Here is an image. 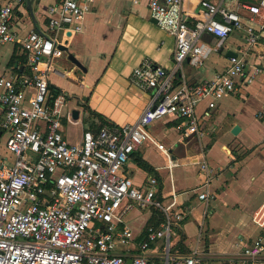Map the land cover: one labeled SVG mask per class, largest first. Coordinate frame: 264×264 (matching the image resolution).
I'll return each instance as SVG.
<instances>
[{"label": "built area", "instance_id": "2783aa9c", "mask_svg": "<svg viewBox=\"0 0 264 264\" xmlns=\"http://www.w3.org/2000/svg\"><path fill=\"white\" fill-rule=\"evenodd\" d=\"M222 1L201 0L198 19L188 26L183 0H146L150 18L175 40L173 67L165 70L143 60L131 71L129 82L140 90H152L153 96L137 121L103 126L96 133L85 130L77 144H69L62 134L63 118L72 119L65 113V95L51 96L48 72L51 60L62 55L57 46L68 38L67 32H80V22L94 0H60L49 6L47 35L37 30L18 34L11 27L13 6L0 5V48L8 44L19 48L29 70V75L17 80L0 78V134L13 157L12 163L0 164V264H203L195 252L182 256L176 252L175 245L182 239L180 225L186 218L176 192L172 190L163 202L157 197L156 177L137 187L120 173L131 154L146 143L171 163L169 150L150 134L152 123L180 119L181 137L196 138L202 134L195 115L198 103L207 99L213 109L259 75V68L246 73L244 67L248 52L264 39V0L241 6L247 12L246 21ZM22 2L15 0V5ZM240 31L245 34V46L228 59L223 71L195 85L184 82L180 72L185 60L202 67L216 51L204 45L203 35L221 43ZM259 117H264V106ZM200 171L204 180L193 192L206 200L205 164ZM134 209L160 214L137 246L125 223ZM251 223L260 233L226 264L261 262L264 205L252 212ZM149 251L159 259L148 258Z\"/></svg>", "mask_w": 264, "mask_h": 264}, {"label": "crops", "instance_id": "0c3cea01", "mask_svg": "<svg viewBox=\"0 0 264 264\" xmlns=\"http://www.w3.org/2000/svg\"><path fill=\"white\" fill-rule=\"evenodd\" d=\"M60 0H34L31 12L26 0L15 5V0H0V5L11 4L12 29L20 35L37 30L46 31V10ZM201 0H183V19L193 26L198 19ZM221 3V0H205ZM259 0H223L222 5L237 10L246 21L247 12L242 5ZM80 32L69 34L67 53L52 59L48 72L51 96L62 92L66 97V112L78 110L76 121L62 120V134L69 144H77L83 131L98 126L95 113L114 126L133 124L151 101L152 90H140L129 82L131 71L145 59L155 66L169 70L173 67L175 40L161 30L150 18L146 0H94L91 9L80 22ZM202 42L211 52L202 67L182 63L180 72L184 82L195 85L223 71L228 66V53L235 54L245 46V34L237 32L219 43L208 35ZM219 45V46H218ZM71 54L82 69L67 59ZM47 63L46 60L43 64ZM49 63V62H48ZM260 69L255 81L244 85L230 97L209 109L208 100H201L195 115L202 134L179 150L183 141L180 119L160 120L151 124V136L170 152V162L150 143L131 154L120 175L129 177L135 186L144 187L149 175L136 160L145 161L157 176V197L166 202L174 190L186 218L180 225L183 248L178 256L197 253L203 264H226L237 257L242 245L256 237L260 231L251 223V214L264 205V117L259 112L264 106V39L245 57V72ZM44 68V65L41 66ZM29 75L26 56L13 45L0 48V78L15 80ZM242 80H239L241 83ZM89 109V112L85 108ZM238 127L235 134L233 128ZM92 132V131H91ZM5 137L0 134V164H10L13 157L4 147ZM205 164L209 177L207 199L199 200L193 190L204 180L200 171ZM169 166L170 169H169ZM155 177V176H153ZM159 212L132 210L125 218L134 235L136 246L144 239L148 226L159 221ZM176 243L175 248H177ZM148 258H158L149 251ZM259 264H264V255Z\"/></svg>", "mask_w": 264, "mask_h": 264}, {"label": "water", "instance_id": "95a60500", "mask_svg": "<svg viewBox=\"0 0 264 264\" xmlns=\"http://www.w3.org/2000/svg\"><path fill=\"white\" fill-rule=\"evenodd\" d=\"M34 0H26V5H27V8L28 10L31 12V5L33 3ZM153 22L156 24V21L153 20ZM69 32H67V36H69ZM208 35V34H206ZM210 36V35H208ZM66 45V42H64L62 45H58V49H60L62 52H65L67 53V47L65 46ZM235 54L233 53H228L227 54V57L228 58H231V57H234ZM67 59L69 60V62H71V64H73L75 67L79 68V69H82V66L77 62V60L71 55V54H67ZM71 118L73 121H76L79 117V111L78 110H72L71 111ZM238 130V127H234L233 128V131H232V134H235V132ZM195 137H187L185 139H183V141L176 147L177 150L181 149V148H184L185 145L189 144ZM171 152L172 154V159L174 158V155H173V152L170 150L169 153ZM130 261H127V264H129Z\"/></svg>", "mask_w": 264, "mask_h": 264}, {"label": "trees", "instance_id": "16d2710c", "mask_svg": "<svg viewBox=\"0 0 264 264\" xmlns=\"http://www.w3.org/2000/svg\"><path fill=\"white\" fill-rule=\"evenodd\" d=\"M178 78L179 77H177V79ZM85 110L87 111V113L89 112V109L87 107L85 108ZM90 116H96L98 118V120H99V123H100L98 126H92V127H90L89 130L92 131L93 133H96L103 126H110V127L114 126V125L110 124L109 122H107L106 120H104L103 117H101V116H99V115H97L95 113H91ZM136 163H137V165L141 169H143L144 171H146L149 175H152V176L157 177L154 174L152 168L145 161H143L142 159L138 158L136 160ZM183 247L184 246H183V236H182V239L178 242V245H177V248L176 249H178V251L182 252V254H186V251L184 250Z\"/></svg>", "mask_w": 264, "mask_h": 264}]
</instances>
